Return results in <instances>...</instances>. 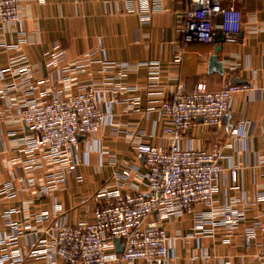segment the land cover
<instances>
[{
  "label": "crops",
  "instance_id": "0c3cea01",
  "mask_svg": "<svg viewBox=\"0 0 264 264\" xmlns=\"http://www.w3.org/2000/svg\"><path fill=\"white\" fill-rule=\"evenodd\" d=\"M139 1L17 0L20 21L9 29L0 25V183L12 182L18 192L14 198L0 194V239L12 233L3 217L10 209L18 210L12 220L23 231L18 243L28 248L29 237L48 238L58 224L59 217L35 222V216L50 211L54 203L61 204L66 223L75 225L93 220L97 193L125 194L143 189L147 167L136 145L166 144L168 140L163 134L167 120L147 110L169 98L179 83L192 89L203 82L214 91L226 83L242 82L239 84H248L249 88L234 95L232 107L220 124L208 126L197 118L185 137L204 149L222 146L218 162L225 170L218 179L215 206L241 210L244 220L230 236L220 224L213 226L212 235L197 234L192 213L159 219L153 212L146 222L167 232L170 250L166 264H260L264 230L257 228L254 237H249L247 228L264 222V167L257 162L264 157V0L236 3L242 14L236 43L193 41L185 46L180 63H174L172 56L174 49L182 45L178 29L183 5L177 0H160L161 6L143 18L136 10ZM219 21L220 17L214 18V23ZM56 43L65 51L67 65L73 66L86 55L126 63L125 74L114 73L110 80L133 89L118 95L102 93L101 107L111 111L113 124H107L94 138H80L73 153L77 161L74 170L67 164L54 163L45 155L44 147L28 150V129L18 121V108L24 100L23 77L18 72L22 57L28 61L35 97L54 90L65 95L75 93L81 86L104 78L89 67L62 73L49 65L46 53ZM218 46L221 49L216 52ZM212 55L221 62V73L209 68ZM150 63L157 67H150ZM151 70L155 74L149 78ZM64 74L67 78L61 79ZM10 83L14 86L8 89ZM240 119L248 121V126L241 136L231 135L230 129ZM230 167H238L237 183L230 180ZM61 169L65 172L64 182L50 186L49 175ZM125 170H129L128 176L123 175ZM260 192L263 195L258 197ZM201 210L202 205H194V211ZM42 262L26 258L22 264Z\"/></svg>",
  "mask_w": 264,
  "mask_h": 264
},
{
  "label": "built area",
  "instance_id": "2783aa9c",
  "mask_svg": "<svg viewBox=\"0 0 264 264\" xmlns=\"http://www.w3.org/2000/svg\"><path fill=\"white\" fill-rule=\"evenodd\" d=\"M177 1L184 8L178 29L182 45L173 51L174 63L181 62L184 48L189 43H212L216 29L225 42L238 41L242 14L236 3L243 0ZM126 3L130 10L131 3ZM160 6V0H141L136 10L147 18L151 10ZM215 17H220L218 23H214ZM19 21L17 0H0V25L9 29ZM19 35L24 41L23 32L20 31ZM46 54L49 65L59 68L62 73L89 67L104 77L99 83L81 86L75 93L65 95L60 90H54L35 97L25 57H22L18 69L23 77L21 91L24 96L18 108V121L28 129L26 148L44 147L45 155L54 163L67 164L74 170L77 161L73 159V153L80 138H94L107 124H113L111 111L101 107L102 93L118 95L133 89L110 80L114 73L125 74L126 63L95 60L86 55L73 66L67 65L64 63L65 51L59 43ZM149 66L156 68L157 64L150 63ZM151 71L149 78L155 74ZM66 78L64 74L61 79ZM13 86L10 83L7 88ZM248 88V84L234 82L214 91L208 90L203 82L196 83L192 89H187L183 83L176 85L169 98L147 110H154L167 120L168 126L163 129V134L168 137L167 143L136 145V151L144 157L147 167L144 188L125 194L119 191L97 193L92 209L93 220L75 225L66 223L61 204L54 203L50 211L38 213L35 222L45 223L59 217L58 224L48 238L29 237L28 248L18 243L23 231L19 223L12 220V215L18 210L5 211L3 217L5 223L11 226L12 233L0 239V264H22L26 258L40 259L43 261L41 264H166L170 241L164 228L146 222L153 212L159 219L192 213L197 234L212 235L213 226L220 224L226 229V236H230L244 220V213L227 205L215 206L218 179L225 170L218 162L222 146L215 144L210 149H204L193 145L190 137L185 136L186 130L197 118L208 126L220 124L232 107L234 95ZM247 126L248 121L240 119L230 129V134L241 136ZM257 162L264 167V157L258 158ZM228 171L231 182L237 183L238 167H230ZM129 173V170L123 171L124 176ZM49 176L47 183L50 186L65 180L63 169ZM77 178L80 179L79 176ZM17 193L12 182L0 183V194L14 198ZM262 195L261 192L257 194L258 197ZM195 204L202 205L203 210L194 211ZM24 208H28V202L24 203ZM257 228L264 230V222H256L247 228L248 236L254 237ZM115 238L120 239L121 252L116 251ZM258 257L262 260L260 264H264V249L259 251Z\"/></svg>",
  "mask_w": 264,
  "mask_h": 264
},
{
  "label": "water",
  "instance_id": "95a60500",
  "mask_svg": "<svg viewBox=\"0 0 264 264\" xmlns=\"http://www.w3.org/2000/svg\"><path fill=\"white\" fill-rule=\"evenodd\" d=\"M214 39L216 41H219V42L224 41V37L221 33H217L214 36ZM220 49H221V46H218L216 49V52H218ZM209 68H215L216 71H218L220 73L222 72V64H221V62L217 61V55H212L209 58ZM239 83H242V82H239ZM114 242H115L116 251L121 252L122 251V245L120 244V239L115 238Z\"/></svg>",
  "mask_w": 264,
  "mask_h": 264
}]
</instances>
